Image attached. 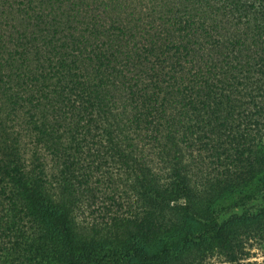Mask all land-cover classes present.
I'll list each match as a JSON object with an SVG mask.
<instances>
[{"label": "trees", "instance_id": "obj_1", "mask_svg": "<svg viewBox=\"0 0 264 264\" xmlns=\"http://www.w3.org/2000/svg\"><path fill=\"white\" fill-rule=\"evenodd\" d=\"M19 110L20 137L62 173L56 197L43 159L26 170L8 141ZM263 125L264 0H0V188L20 264H264L246 260L264 216L221 219L198 195L209 163L241 161L223 139ZM96 158L125 165L147 208L87 236L72 210ZM111 232L126 244L106 250Z\"/></svg>", "mask_w": 264, "mask_h": 264}, {"label": "rangeland", "instance_id": "obj_2", "mask_svg": "<svg viewBox=\"0 0 264 264\" xmlns=\"http://www.w3.org/2000/svg\"><path fill=\"white\" fill-rule=\"evenodd\" d=\"M20 113L19 110L14 116H10L11 121H8L6 128L11 134L7 139L10 144L16 141L21 165L26 170L37 167L39 162L37 158L43 159L41 166L45 169L51 185L50 191L56 197L58 192L62 191V173L57 171L59 167L57 169L50 152L42 147L38 149L40 145L37 144L38 147H36L33 138L27 135L20 137V130H23L26 125L27 117L26 114L20 116ZM263 131L264 125L251 129L250 134H244V137L228 135L223 140L227 143V148L232 155L234 154L233 148L236 147L238 141H240L241 148L246 147L241 155V161L230 162L222 155L224 165H216V161L211 162L208 164L207 171L202 173V179L211 185V188L203 192L200 188L199 198L202 202L212 205L221 219L243 214L264 216L261 211L264 206L261 190L264 179ZM15 136L16 139H14ZM94 163L95 165L98 163V167L92 168L89 183L78 194L77 205L72 210L76 226L80 227V232L87 236L93 235V230L105 229L110 217L114 214L135 215L140 209L147 208V200L140 199L145 194L142 193L144 190L139 184L133 182L132 175L125 165L114 160H107L104 163L99 158H96ZM228 168L229 170L225 172ZM12 206L10 199L0 188V264H20V209L16 205L13 210ZM134 217L140 218L141 216ZM262 219V225L259 227L262 228L261 231L256 229L252 232L255 235L249 240V255L246 259L257 263L264 261V217ZM9 228L11 230H8ZM253 229L251 227V230ZM38 233L39 231L35 230L33 237ZM102 236L100 244L105 245L106 250L112 251L117 246L121 248L126 244V238L119 237L118 232L104 233ZM113 238V243H102L103 240L108 241ZM15 243L13 253L10 247ZM220 261L219 257L213 256L209 264H223Z\"/></svg>", "mask_w": 264, "mask_h": 264}]
</instances>
